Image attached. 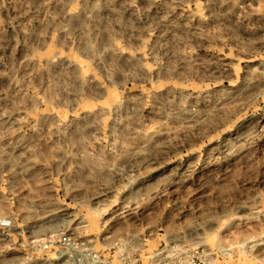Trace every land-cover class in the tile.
I'll use <instances>...</instances> for the list:
<instances>
[{
  "label": "rangeland",
  "instance_id": "1",
  "mask_svg": "<svg viewBox=\"0 0 264 264\" xmlns=\"http://www.w3.org/2000/svg\"><path fill=\"white\" fill-rule=\"evenodd\" d=\"M0 219L264 264V0H0Z\"/></svg>",
  "mask_w": 264,
  "mask_h": 264
},
{
  "label": "built area",
  "instance_id": "2",
  "mask_svg": "<svg viewBox=\"0 0 264 264\" xmlns=\"http://www.w3.org/2000/svg\"><path fill=\"white\" fill-rule=\"evenodd\" d=\"M12 230L14 225L11 220L0 219V238H11ZM14 247L18 249L14 264H144L141 255L128 243L119 241L103 251H95L90 241L72 233L24 240L14 244ZM225 252L220 251L213 256L217 258V254L223 256ZM157 257L153 264H212L205 250H194L190 258H180L173 263L165 262L163 254Z\"/></svg>",
  "mask_w": 264,
  "mask_h": 264
},
{
  "label": "bare ground",
  "instance_id": "3",
  "mask_svg": "<svg viewBox=\"0 0 264 264\" xmlns=\"http://www.w3.org/2000/svg\"><path fill=\"white\" fill-rule=\"evenodd\" d=\"M57 228V226H49V227H46L43 231L39 232L37 235H36V238H40V237H44L46 236L47 234H52L54 233V230ZM115 228V226L112 228V230ZM221 249V248H220ZM223 251H229V249L227 250H223Z\"/></svg>",
  "mask_w": 264,
  "mask_h": 264
}]
</instances>
